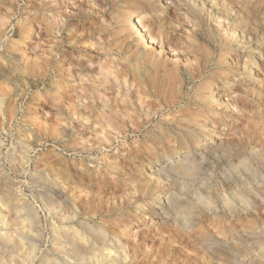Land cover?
<instances>
[{
    "label": "rangeland",
    "instance_id": "obj_1",
    "mask_svg": "<svg viewBox=\"0 0 264 264\" xmlns=\"http://www.w3.org/2000/svg\"><path fill=\"white\" fill-rule=\"evenodd\" d=\"M7 1L0 264H264V0Z\"/></svg>",
    "mask_w": 264,
    "mask_h": 264
},
{
    "label": "bare ground",
    "instance_id": "obj_2",
    "mask_svg": "<svg viewBox=\"0 0 264 264\" xmlns=\"http://www.w3.org/2000/svg\"><path fill=\"white\" fill-rule=\"evenodd\" d=\"M8 1H10V0H8ZM8 1H7V2H8ZM3 2H4V1H3ZM11 2H12V1H11ZM4 4H5V3H4ZM11 4H12V3H10V7H11ZM6 5H7V4H6ZM12 6H13V5H12ZM8 7H9V5H8ZM12 9H13V8H12ZM125 12H126V11H125ZM37 13H38V12H37ZM126 13H127V12H126ZM129 13H130V12H129ZM253 14H254V13H253ZM124 15H125V14H124ZM128 15H129V14H128ZM124 19H125V18H124ZM126 19H127V17H126ZM125 21H126V20H125ZM198 22H199V21H198ZM200 22H201V21H200ZM126 23H127V22H126ZM132 23H133V21H132ZM134 23H135V22H134ZM48 26H49V25H48ZM0 27H1V26H0ZM1 28H2V27H1ZM125 28H126V27H125ZM47 33H48V32H47ZM24 35H25V34H24ZM220 36H221V35H220ZM207 37H208V36H207ZM209 37H210V36H209ZM114 38H116V37H114ZM211 38H212V37H211ZM206 39H207V38H206ZM209 39H210V38H209ZM210 40H211V39H210ZM214 40H215V39H214ZM199 41H200V40H199ZM193 42H194V41H193ZM210 42H211V41H210ZM211 43H212V42H211ZM116 45H117V44H116ZM116 45H115V47H116ZM193 45H194V44H193ZM197 45H198V44H196L195 47H196ZM198 46H201V45L199 44ZM12 47H13V46H12ZM117 48H118V47H117ZM202 48H203V47H202ZM16 49H17V48H16ZM193 49H195V48H193ZM197 51H198V50H197ZM202 51H203V50H202ZM202 51H201V52H202ZM42 52H43V51H42ZM201 52H199V53H201ZM208 52H209V51H208ZM195 53H196V52H195ZM202 53H203V52H202ZM211 53H212V52H211ZM47 54H48V53H47ZM47 54H46V55H47ZM197 54H198V53H197ZM50 55H51V54H50ZM195 55H196V54H195ZM203 55H204V54H203ZM39 56H40V55H39ZM212 56H213V55H212ZM8 57H9V56H8ZM44 57H45V56H44ZM209 57H210V55H209ZM209 57H208V58H209ZM13 58H14V57H13ZM16 58H17V57H16ZM53 58H54V56H53ZM205 58H206V57H202V61H206L207 64H209L208 62L210 61V59H209V61H208L207 58H206V59H205ZM210 58H211V57H210ZM14 59H15V58H14ZM50 59H51V58H50ZM196 59H197V58H196ZM198 59L200 60V58H198ZM198 59H197V61H198ZM43 60H45V59L43 58L41 61H43ZM47 60H48V59H47ZM47 60H46V62H47ZM126 60H127V59H126ZM37 61H38V60H37ZM48 61H49V60H48ZM211 61H212V60H211ZM39 62H40V61H39ZM51 62H52V61H51ZM124 62H125V61H124ZM127 62H128V61H127ZM199 62H200V61H199ZM199 62H198V63H199ZM18 63H19V62H18ZM40 63H41V62H40ZM73 63H74V62H73ZM77 63H78V62H77ZM210 63H211V62H210ZM48 64H50V63H48ZM48 64H47V65H48ZM82 64H83V63H82ZM108 64H109V63H108ZM119 64H120V63H119ZM28 65H29V64H28ZM41 65H42V64H41ZM50 65H51V64H50ZM43 66H44V65H43ZM45 66H46V65H45ZM165 66H166V65H165ZM165 66H164V67H165ZM36 67H37V66H36ZM40 67H41V66H40ZM46 67H49V66H46ZM122 67H123V66H122ZM124 67H125V65H124ZM135 67H136V66H135ZM138 67H139V66H138ZM162 67H163V66H162ZM84 68H85V67H84ZM158 68H159V67H158ZM33 69H34V68H33ZM109 69H110V68H109ZM116 69H117V68H116ZM30 70H31V69H30ZM44 70H45V68H44ZM46 70H47V68H46ZM159 70H160V68H159ZM190 70H191V69H190ZM190 70H188V71H190ZM192 70H193V68H192ZM25 71H26V70H25ZM41 71H43V70H41ZM106 71H107V73H108V69H107ZM106 71H105L104 73H106ZM165 71H166V70H165ZM169 71H170V70H169ZM171 71H172V70H171ZM27 72H28V71H27ZM32 72H35V71H32ZM119 72H120V71H119ZM173 72H174V70H173ZM46 73H47V71L45 72V74H46ZM104 73H103V74H104ZM133 73H134V72H133ZM194 73H197V75H199L198 72H197L195 69H194ZM194 73H193V74H194ZM34 74H35V73H34ZM34 74H32V75H34ZM38 74H39V73H38ZM42 74H43V72H42ZM45 74H44V76H46ZM48 74H49V73H48ZM123 74H124V73H123ZM172 74H173V73H172ZM227 74H228V73H227ZM56 75H57V74H56ZM106 75H107V74H106ZM106 75H105V76H106ZM175 75H176V73H175ZM190 75H191V74H190ZM39 76H40V75H39ZM42 76H43V75H42ZM105 76H104V77H105ZM149 76H150V75H149ZM153 76H154V75H153ZM218 76H219V75H218ZM33 77H35V76H33ZM132 77H133V75H132ZM155 77H156V75H155ZM175 77H176V76H175ZM43 78H44V77H43ZM109 78H110V77H109ZM137 78H138V77H137ZM172 78H173V77H172ZM192 78H193V77H192ZM56 79H57V78H56ZM58 79H59V78H58ZM102 79H103V78H102ZM112 79H113V78H112ZM154 79H155V78H154ZM176 79H178V78H176ZM105 80H106V79H105ZM154 81H155V80H154ZM176 81H177V80H176ZM190 81H192V80H190ZM193 81H194V80H193ZM170 82H171V81H170ZM177 82H178V81H177ZM180 82H181V81H179V83H180ZM209 82H210V81H209ZM60 83H61V82H60ZM175 84H176V83H175ZM211 84H212V83H211ZM65 85H66V84H65ZM69 85H70V84H69ZM69 85H68V86H69ZM137 85H138V84H137ZM140 85H142V84H140ZM163 85H164V84H163ZM167 85H168V84H167ZM176 85H177V84H176ZM189 85H190V84H189ZM156 86H157V85H156ZM161 86H162V85H161ZM161 86H160V87H161ZM138 87H139V85H138ZM144 87H145V86H144ZM164 87H165V86H164ZM206 87H207V86H206ZM210 87H211V86H210ZM65 88H66V87H65ZM139 88H140V87H139ZM139 88H138V89H139ZM149 88H150V87H149ZM155 88H156V87H155ZM171 88H172V87H171ZM176 88H177V87H176ZM0 89H1V88H0ZM145 89H146V88H145ZM161 89H162V88H161ZM169 89H170V88H169ZM206 89H207V88H206ZM206 89H205V91L209 90V89H207V90H206ZM2 90H3V89H2ZM107 90H108V89H107ZM174 90H175L174 92H176V89H174ZM202 90H203V89H202ZM3 91H4V90H3ZM142 91H143V90H142ZM161 91H162V90H161ZM161 91H160V92H161ZM196 91H199V90H196ZM196 91H195V92H196ZM6 92H7V91H6ZM137 92H138V90H137ZM143 92H145V91H143ZM147 92H148V91H147ZM164 92H165V91H164ZM167 92H168V91H167ZM170 92H172V91H169L168 94H170ZM1 93H2V92H1ZM50 93H51V92H50ZM83 93H84V92H83ZM83 93H82V94H83ZM108 93H109V92H108ZM153 93H154V92H153ZM156 93H157V92H156ZM156 93H155V94H156ZM172 93H173V92H172ZM199 93H200V92H199ZM57 94H58V93H57ZM140 94H141V93H140ZM177 94H178V92H177ZM194 94H195V93H194ZM196 94H197V93H196ZM203 94H204V93H203ZM104 95H105V94H104ZM156 95H157V94H156ZM162 95H163V94H162ZM162 95H161V96H162ZM197 95H198V94H197ZM205 95H206V94H205ZM69 96H70V95H69ZM138 96H139V94H138ZM167 96H168V95H167ZM198 96H200V95H198ZM201 96H202V95H201ZM65 97H66V96H65ZM158 97H159V96H158ZM83 98H84V97H83ZM102 98H103V97H102ZM163 98H164V97H163ZM207 98H208V97H207ZM79 99H80V98H79ZM125 99H127V98H125ZM139 99H140V97H139ZM200 99H201V98H200ZM200 99H198V100H200ZM204 99H206V98H204ZM127 100H128V99H127ZM206 100H207V99H206ZM77 101H78V100H77ZM146 101H147V99H146ZM158 101H159V100H158ZM196 101H197V100H196ZM59 102H60V101H59ZM201 102H205V101H202V99H201ZM106 103L108 104V102H106ZM146 103H147V102H146ZM199 103H200V102H199ZM206 104H207V103H206ZM103 105H104V104H103ZM138 105H140V104H138ZM143 105H144V104H143ZM151 105H152V104H151ZM200 105H201V104H200ZM58 106H59V105H58ZM93 106H94V105H93ZM128 106H129V105H128ZM202 106H203V105H202ZM206 106H207V105H206ZM86 107H87V106H86ZM105 107H106V106H105ZM113 107H114V106H113ZM200 107H201V106H199L198 108H200ZM60 108H61V107H60ZM115 108H116V107H115ZM57 110H58V109H57ZM69 110H70V109H69ZM74 110H75V109H74ZM70 111H71V110H70ZM134 111H135V110H134ZM134 111H133V112H134ZM135 112H136V111H135ZM71 113H72V112H71ZM86 113H87V112H86ZM58 115H59V114H58ZM61 115H62V113H61ZM115 116H116V115H115ZM192 116H193V115H192ZM194 116H195V115H194ZM133 117H134V116H133ZM196 117H197V116H195V118H196ZM196 119L198 120V118H196ZM132 120H133V119H132ZM190 120H191V119H190ZM190 120H189V121H190ZM193 120H194V118L192 119V121H193ZM111 122H112V121H111ZM194 122H195V121H194ZM109 123H110V122H109ZM112 124H113V123H112ZM114 124H115V123H114ZM191 124H192V123H191ZM195 127H197V126L195 125ZM184 164H185V163H184ZM187 164H188V163H187ZM192 165H193V164H192ZM179 167H180V165H179ZM193 167H194V166H193ZM248 168H249V167H248ZM181 169H182L184 172H185V171H186V172H187V171L190 172V170H192V167L183 165V166H181ZM250 170H251V169H250ZM195 171H196V170H195ZM195 171H194V172H195ZM192 172H193V171H192ZM184 174H185V173H184ZM252 175H253V174H252ZM242 199H243V198H242ZM244 202H245V201H244ZM245 203H246V202H245ZM246 204H247V203H246ZM263 249H264V248H263ZM263 251H264V250H263Z\"/></svg>",
    "mask_w": 264,
    "mask_h": 264
},
{
    "label": "clouds",
    "instance_id": "obj_3",
    "mask_svg": "<svg viewBox=\"0 0 264 264\" xmlns=\"http://www.w3.org/2000/svg\"><path fill=\"white\" fill-rule=\"evenodd\" d=\"M193 68L198 72V74L200 75V78L203 79L204 74L206 73L207 70V62L206 61H202V57L199 63H193ZM49 71H51L49 69ZM203 199L207 200V202L211 205L212 204V200H213V194L211 191L208 192L207 196L204 197ZM224 199L226 201L231 202L230 197L228 196L227 193H225L224 195ZM166 202V201H165Z\"/></svg>",
    "mask_w": 264,
    "mask_h": 264
}]
</instances>
